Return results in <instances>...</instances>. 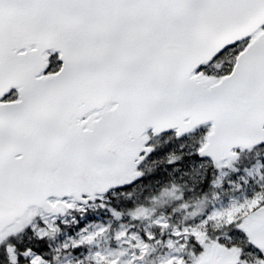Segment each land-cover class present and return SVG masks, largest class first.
Masks as SVG:
<instances>
[{
    "label": "snow or ice",
    "instance_id": "1",
    "mask_svg": "<svg viewBox=\"0 0 264 264\" xmlns=\"http://www.w3.org/2000/svg\"><path fill=\"white\" fill-rule=\"evenodd\" d=\"M201 124L192 155L216 167L264 143V0H0V247L17 231L44 239V212L55 220L73 194L86 203L91 185L151 154L153 136ZM209 223L235 226L264 264V190L174 229L184 250L166 264H240L243 250ZM5 252L8 264H50L32 248Z\"/></svg>",
    "mask_w": 264,
    "mask_h": 264
},
{
    "label": "trees",
    "instance_id": "2",
    "mask_svg": "<svg viewBox=\"0 0 264 264\" xmlns=\"http://www.w3.org/2000/svg\"><path fill=\"white\" fill-rule=\"evenodd\" d=\"M218 69H214L213 73ZM154 151L148 155L150 163H147L145 168L139 170V179L132 186L129 187L130 190H124L122 192V197L117 200H113L109 203H105L103 207H96L93 209H87L83 214H76V223L78 228L75 233H79L85 230L86 225H92L97 223L105 224L109 221H117V213L127 212L139 205H148L153 199H162L164 197L163 192L166 190L168 192L169 204L158 211L156 214H164L170 224L175 223V218L180 221L182 217L188 212H192L196 206L205 205L208 206L211 201L214 192L213 182L217 175L216 169H208L203 176L199 172L192 173L190 167H187V163L190 157L182 152L181 148H175L171 151L169 144L166 141V137H161L154 139ZM245 156V155H244ZM169 159L177 161V164L171 166L169 164ZM175 167H177L175 169ZM250 167V163L242 157L239 164H236V169L229 172L227 178L222 182L221 196H231L236 193L235 184L239 178L243 175V172ZM264 172V165H263ZM185 174V179L179 180L180 175L178 172ZM182 183V184H181ZM180 184L182 186L177 187ZM177 187L175 191L170 192V187ZM175 189V188H174ZM123 196L129 200L130 204L126 205L122 202ZM128 196H131L127 198ZM176 196H179L176 199ZM135 198L138 200L137 204ZM110 223V222H109ZM182 224V223H180ZM173 225V224H172ZM175 226V225H173ZM64 233L71 236L74 232L72 228L69 231L62 229ZM237 231L233 225L225 229L224 226L218 228L213 234L211 231H207L209 236H223L227 233ZM114 231H111L113 233ZM155 234V230H153ZM145 236H142V241L146 244V249L150 244V240L145 241ZM72 238V236H71ZM70 238V239H71ZM60 239V240H58ZM64 237H57L56 235H47L44 239L38 240L37 236L31 232V230H26L25 233L18 234V236L13 239L14 241H8L3 247H0V264H8L7 254L5 248L7 244H11L15 247L17 254H19L25 248H32L34 252L39 253L47 258L50 264H90L88 257L89 253H93L92 249L87 246H78L77 248H63L70 240ZM166 238L163 236L164 241ZM106 251L112 250L114 244L108 242L106 245ZM188 247H192V242H188ZM182 249L181 251H183ZM110 257L100 259V264H109ZM20 264H27V261L20 259Z\"/></svg>",
    "mask_w": 264,
    "mask_h": 264
},
{
    "label": "rangeland",
    "instance_id": "3",
    "mask_svg": "<svg viewBox=\"0 0 264 264\" xmlns=\"http://www.w3.org/2000/svg\"><path fill=\"white\" fill-rule=\"evenodd\" d=\"M207 127L208 125L201 128L206 129L207 131ZM186 136L188 135H185L183 137ZM232 159L233 158H229L228 160L221 162L219 168L222 167V170H220V173L218 175V181L216 182V184L221 182V179L224 178L226 174V168L229 166L228 162ZM209 163L213 164L211 161H209ZM127 169L130 170L132 168H129L128 166H124L119 170H127ZM117 178L119 177L114 174L112 177L102 181V184L100 186H97L95 189L91 187L89 188V190L93 193V195L91 196L93 198L92 199L93 204L97 206L103 204L104 198L101 194L100 187H105V185H115L120 183V181ZM236 188H237V193L231 196L230 198L220 197L219 194H217V196H214L213 199H211V201L209 202V205L206 207L205 211L203 205H200V207L196 211H193L192 213L187 215L186 220H182L181 226L177 224V221L175 223H172L175 226H173L167 221L169 224V228L162 229L156 225L155 221L158 218L165 219V217L162 216L145 217L151 211L150 209H142L140 211L132 212L131 213L132 218H130L132 220L134 219L140 220L141 217H145L143 218V222H144L143 230L145 234L150 232L149 227L156 228L157 237L155 236L156 238L149 244L148 250L145 249L146 247L143 250H141L139 247L141 243L140 241L141 237L136 235L137 233H133L129 231V229L133 228V225H129L128 226L129 229H127V227H124L125 224L122 222L118 223L119 229L116 230L113 235L108 233V231L104 229V227H100L99 225L91 226L89 230L82 231L76 234L74 238H72L71 243L66 244L63 248H77V247H73V243L76 241H82L80 246H87L89 249L93 250V256L95 257L89 259L90 264H97L98 261L100 264V257L106 258L108 256L110 257L109 259L110 261L114 258H118L122 261L128 262L132 259V257H135V264H166V262L169 260L170 257L174 256L177 253V251H181L183 249L182 246L177 245L175 238L171 236V232L176 228H183L185 225H195L198 221H200L209 213H211L213 209L223 210L232 204L243 202L246 197L250 198L253 196L254 193H258L264 190V174L261 171V167L257 165L253 167L251 171H249V173L241 176L236 183ZM66 199H68L73 206L63 207L62 212L55 214V220L52 219V214L44 212V216L53 226L52 230H49L48 233L56 229V222L60 216L62 218H68L70 220V224H72V222L74 221V216L72 212H83L80 210L85 209L86 207V203H82L75 198L66 197ZM167 201H168V194H165L161 201V204H164ZM38 211H43V210L38 209ZM61 221L64 222V220ZM32 223L35 224L37 228L40 227L36 219H33ZM222 226H224L225 229H227L229 228L230 225H221L220 227ZM220 227H217L215 223H209L206 226V231L209 230L213 234ZM237 230L238 232L236 233H232V234L227 233L226 235L221 236L222 243H224L226 246L235 247L239 250H243L242 252L243 259L240 261V264H258L259 257L256 248L251 247L249 245V239L245 237L244 234L239 229ZM35 233L37 235L36 231ZM89 236L92 237L90 240L87 239ZM163 236L166 239L163 242H160ZM170 239L173 240V244L171 247H169L168 244V241ZM109 241H113L114 245L121 247L122 252L118 253L117 249L106 251L105 245ZM97 253H99L100 256H97ZM142 254L145 255L141 257Z\"/></svg>",
    "mask_w": 264,
    "mask_h": 264
},
{
    "label": "flooded vegetation",
    "instance_id": "4",
    "mask_svg": "<svg viewBox=\"0 0 264 264\" xmlns=\"http://www.w3.org/2000/svg\"><path fill=\"white\" fill-rule=\"evenodd\" d=\"M260 150H264V143H262L261 145H258V146H254L250 152L253 153V152H257V151H260ZM72 196H75L74 194ZM71 196V197H72Z\"/></svg>",
    "mask_w": 264,
    "mask_h": 264
},
{
    "label": "water",
    "instance_id": "5",
    "mask_svg": "<svg viewBox=\"0 0 264 264\" xmlns=\"http://www.w3.org/2000/svg\"><path fill=\"white\" fill-rule=\"evenodd\" d=\"M201 125H203V124H201ZM200 126V125H199ZM171 131V130H170Z\"/></svg>",
    "mask_w": 264,
    "mask_h": 264
}]
</instances>
